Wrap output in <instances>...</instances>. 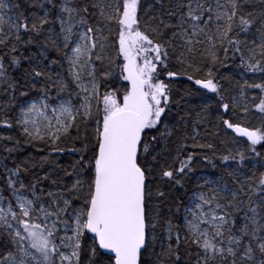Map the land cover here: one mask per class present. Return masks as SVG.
Returning <instances> with one entry per match:
<instances>
[{
    "label": "snow or ice",
    "instance_id": "obj_1",
    "mask_svg": "<svg viewBox=\"0 0 264 264\" xmlns=\"http://www.w3.org/2000/svg\"><path fill=\"white\" fill-rule=\"evenodd\" d=\"M0 264H264V0H0Z\"/></svg>",
    "mask_w": 264,
    "mask_h": 264
}]
</instances>
